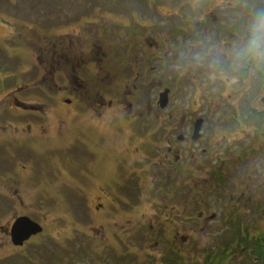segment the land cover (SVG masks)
Listing matches in <instances>:
<instances>
[{
	"label": "rangeland",
	"instance_id": "rangeland-1",
	"mask_svg": "<svg viewBox=\"0 0 264 264\" xmlns=\"http://www.w3.org/2000/svg\"><path fill=\"white\" fill-rule=\"evenodd\" d=\"M123 3L128 8V16L118 9ZM117 4L120 6L116 8ZM247 4L248 8L245 9L235 4L234 0H0V224L15 214L14 206L20 209V214L29 211L35 216L42 213V217H45L42 234L21 247L13 246L10 235L0 230V264H264L261 245L255 242L249 244V254L244 252L248 251L247 247L241 249L245 244L237 245V249H231L234 244H230L228 250L221 249L224 239H219V235L227 230L217 231L218 217L226 210L231 211L237 198L231 203V199L225 197L224 207L218 202V197L212 196L215 191L210 189V196H206L209 202L205 214H214V219L213 216L211 219L208 217V222L204 223L205 229L201 231L203 223L192 221L195 219L191 217L192 210L197 211L194 213L196 217L201 208L195 203L189 207L182 204L189 193L188 187L184 185L186 178H178L172 182L175 193L177 192L174 199H179L181 203L171 201L175 214L169 241L163 239L162 244L154 243L156 235L149 225L156 223L155 219L163 209L157 210L153 201L150 203L148 192L145 215L130 218V222L123 223L122 220L118 226L111 224L108 210L113 207L108 201H113L121 193L119 182L128 180L132 186V182L138 180L137 175L140 174L144 184L142 175H145L139 170L140 167L147 166L142 164V152L148 146L146 144L142 151L134 134L138 139L141 135L142 142L150 141L152 135L154 143L149 145V152L153 150V153L150 152L149 157L152 158L153 154V157L158 158L159 169L162 170L163 164L165 165V159L157 155L164 148H160L162 145L158 147L156 142L162 140L163 129L172 122L168 121L171 112L164 110L163 115L155 122L152 102L145 95L150 92L147 85L144 96L142 94L140 98L142 105L133 104V109H140L144 117L149 114V120H152L150 122L143 118L142 130L140 125L138 130H134L137 111L129 113L128 117V105L118 91L109 95L113 99L112 106L106 110L102 108L104 112L101 118L93 121L87 116L88 126L77 122L75 111L68 109L60 99L64 90L70 92L74 87L71 82L73 76L85 79L87 87L95 82L94 74L88 68L82 66L83 69L75 67L73 70L71 68L74 66H66L65 55L60 58L64 51H73L80 40H92L89 51H77L78 55L87 58L95 56L93 42L97 38L106 37L107 41L109 26L115 33L124 30L128 33L125 40L133 43V38L139 39L141 35H151L157 39L161 34L162 38L164 35L169 37L171 46L177 43V54L166 56L165 59L169 61L161 64L163 71H166L167 84L172 73L177 72L179 78L167 108L187 109L189 112L210 111V115L206 114L208 123L202 143L213 151L227 147L228 154L225 156L230 158L228 162H235L237 165L228 164L226 171L222 170L230 178L226 190L235 181L243 182L250 190L253 205L255 199L264 195V187L258 186L262 180L256 178L259 169L255 163L257 159L264 161V156L248 160L244 150L247 146H252L255 148L254 153L260 154V148L264 155V73L246 76L236 84L212 82L203 75L202 70L186 69L180 60L183 53L201 47L214 45L227 50L246 26L251 10L264 8V0H247ZM137 22L141 23L139 28L134 26ZM122 23H126L128 27L120 25ZM159 31L161 33L156 35L155 32ZM125 47L130 48L132 45ZM110 48L114 53H110L111 60H118V47L113 45ZM145 48L148 51L144 50L148 54L146 58L151 64H159L152 55L157 54L153 45L151 48L146 45ZM129 53L130 49L126 59L131 64L135 62V56L140 57L141 54L139 50L130 55ZM122 71V68H115L110 73L114 75ZM123 74L127 75L126 70ZM18 81L20 86L12 92L19 85ZM12 101H23L26 106L41 107V110L36 112L34 108L15 107L11 105ZM247 107L249 110L246 111ZM233 108L237 113L242 114L244 111L243 115H247L241 123L240 115L234 117L238 119L236 122L228 117V114L235 112ZM189 112L186 111L187 116H190ZM224 117L227 122H222ZM260 121L263 122L262 127H259ZM28 125L37 129L36 133L26 136ZM85 129L87 138H79L76 131ZM58 130L62 134L54 133ZM43 131H46L45 147L38 144L40 139H34L39 134L43 135ZM60 135L64 137L58 139ZM55 141L58 142L54 144ZM39 145L42 146L38 149L42 155L37 148L33 149ZM216 146L218 149H215ZM200 149L201 145H198L197 151ZM43 150L45 163L48 162L45 164V174L47 170L53 169L55 174L48 178L46 176L45 184L41 182V186V180L38 179L44 161ZM82 152L94 154L95 177L87 169L84 171L85 179L75 177L74 165L67 167L69 174L61 175L60 168L65 170L63 165L66 164L63 161L68 159L72 162ZM110 152L120 155L118 165L115 161L111 162L113 159ZM47 153L51 158L47 157ZM210 155L207 153L203 157L209 158ZM203 161L205 160L200 159L198 162L201 164ZM22 166L25 167L21 168ZM16 168L18 175L15 173ZM252 172V181H249L248 175ZM191 176L198 180L201 189V178L206 177L201 171V165L193 169ZM41 187L45 188V196L42 195ZM102 188L106 192L101 195ZM106 193L108 197H105ZM17 196L23 198L25 205L16 204ZM95 196L100 197L103 209L95 208ZM144 197L142 194V198ZM248 197L239 198V204L244 203L241 208L247 214L243 216L244 220L248 216L253 220L254 215L248 212L249 204L246 203ZM158 198L164 200L162 196ZM43 200L45 205H40ZM123 224L125 226L121 227ZM100 227L103 235L111 231V235L120 232L121 238L100 241L96 237ZM260 231L264 236V228ZM235 232L231 231L233 234ZM235 250L237 255L233 254ZM209 254L211 257L206 259Z\"/></svg>",
	"mask_w": 264,
	"mask_h": 264
},
{
	"label": "flooded vegetation",
	"instance_id": "flooded-vegetation-1",
	"mask_svg": "<svg viewBox=\"0 0 264 264\" xmlns=\"http://www.w3.org/2000/svg\"><path fill=\"white\" fill-rule=\"evenodd\" d=\"M119 4L116 5V8ZM120 6V5H119ZM122 12V14L128 16V8L125 7V3L121 4V6L118 8ZM90 13H93L91 11ZM95 13V12H94ZM94 15H97L96 13ZM235 15V14H234ZM248 21V18H247ZM108 25V24H107ZM106 25V26H107ZM123 27H128L126 23L120 24ZM136 27H140L141 23L137 22L134 24ZM109 31L107 34V41L106 37L101 39L97 38L95 42H93V52L95 53L94 57H84L77 54V51H82L83 49L86 50L90 49L91 47V39L86 40L82 42L80 40L77 42V45L74 46L73 51H64L60 54V58L64 57V55L67 57L65 60L66 66H74L71 69L74 70L75 67L82 68L86 67L90 70L92 74H94L95 82L92 84V86L87 87V81L85 79H82L78 76H73L72 83L74 84V87L68 91H63V95L60 98L61 102L68 106V109L72 108V111H75L76 118L78 119L77 122H80L81 124L87 125V116H89V119H92L93 121H96L97 119L101 118L103 115L104 110L110 109L112 106L113 99H110L109 95L113 91H118L119 95L122 96V99L125 103L128 105L127 114L129 117V113H133L137 111L136 119L134 118V130L139 128L138 125L141 126V130L143 128V121L142 119L145 118L147 120L151 119L150 115L143 116L142 113H140V109L136 110L133 109V104L137 103L138 105H142V100L140 99L143 92L146 91L145 86L147 85L148 89H150L149 93H145L146 96H148V99L152 102V108L154 113L155 122L158 121V117L163 115L162 113L166 111H169L170 115L169 120H172V122L167 125L166 128H164V135H161L162 140L157 141L156 143L159 144L158 147L164 148L163 151H158L157 155L159 157H163L165 159V165L163 164V169H159L158 161L155 157L152 158L149 157L150 152L153 153V150H150L149 152V145L154 143V139L152 138L148 142H142L141 135L140 139L136 138L134 134L135 141H137L140 146L142 147V151L145 149V145L147 144V149L144 150L142 153L144 154L143 162L142 164H146V167H140V172H142L145 176L142 175V179L144 181V184L141 181L140 174L137 175L138 180L132 182V186L129 185L128 180H122V182H119L120 191L121 193L116 196V198L113 201H108L109 205L113 207L112 209L108 210V215L111 218V224H116L118 226L119 222L123 220V223L125 221L130 222V218L140 217L145 215L144 211L147 207V198L146 194L149 193L148 197H150V203L152 202L154 207L158 209H163L162 212L158 213L157 219H155V222L151 223L149 225V228H152V232L154 233L155 238V244H162L163 239H166V241H169L171 239V229L173 227L174 221H173V214H175L174 207L171 204V201L174 200L176 203H181L179 199H174L175 193V186L172 185V182L175 181L178 178H186L184 185H186L189 191L188 195L185 196L184 206H192L194 203L196 206L200 207L201 210L199 211L198 215L195 217L194 213L197 211L192 210L191 211V217L194 218L197 223L200 224L203 223V226L201 227V231L205 229V224L207 223L209 218L211 219V216H213L212 219H214V214L211 216H207L205 214V208L207 206V200L206 196H210V189L215 191V193L212 195L214 197H218V202L220 204H223L224 207L226 205L224 204L225 197H229L231 199V203L234 201V198L236 199V205L233 207L231 211H225L223 214H220L218 217L217 224L219 225L217 231L225 230V229H238L239 232H241V237H235L234 240L230 241V243H237L241 242L244 244H260L264 245V236H262L260 233L261 229L264 228V195L262 197H259L255 199V203L251 205V193L250 190H248L247 185H243V182L237 183L236 181L232 184V186L226 190V186L228 182L230 181V178H228L227 173L222 172V170L226 171V165L228 164H236L235 162H228L230 158L228 156H225L227 152V147H223L218 150H211L209 146H205V144L202 143L203 137L205 136L206 127L208 120L206 118V114L208 113L210 115V111L206 110L204 111H192L189 112V110H181V109H168L167 106L169 105V99L172 97V91L178 81V73L173 74L169 76V84H167V79L165 76L166 71L164 70V67H162L163 64L169 61V59H165L166 56L171 55L172 53H175L174 56L177 54V43L172 44L171 46V39L168 40L169 37L164 35V38H162V34L159 37V39L155 38V36L151 35H141L140 38L137 39L136 37L133 42H128L125 40V36L128 35V33H125L124 30L116 32L113 31L110 26L108 27ZM161 32L158 33L155 32V34L159 35ZM130 35V34H129ZM136 36V34H134ZM139 35V34H138ZM137 35V36H138ZM154 37V38H153ZM118 47L117 54H118V60L112 61L111 60V54H114L110 47L112 46ZM128 45L130 48H126L125 46ZM148 46L149 48L152 47L155 50L157 54H152L154 57L157 58L159 61V64H151V61L147 59L148 56L147 53L144 52V50L147 51L145 46ZM133 53L137 50L141 52L140 57L142 56V59L140 57L135 56V62L131 64L129 60L126 59L127 52ZM148 52V51H147ZM78 55V56H77ZM128 55V56H129ZM151 56V57H153ZM164 57V58H163ZM115 68H122V73L114 74L111 72ZM83 69V68H82ZM187 69V68H186ZM126 70L127 75L125 76L123 72ZM64 73V72H63ZM73 71L71 72V74ZM129 73V74H128ZM122 74V76H121ZM8 76V75H7ZM18 86L14 87L12 92H15L17 88L20 86V82L18 81ZM150 84V85H149ZM152 86V87H151ZM145 89V90H144ZM167 92V103L166 106H161V96H163L164 92ZM108 92V93H107ZM9 93V92H7ZM144 96V94H143ZM229 97V96H228ZM107 98V99H106ZM129 98H132L130 101ZM16 99V98H15ZM14 99V100H15ZM17 100V99H16ZM168 104V105H167ZM11 105H14L15 107L19 108H34L36 112H39L41 110V107L36 108V106H26V103L23 101H15L11 103ZM248 106V105H247ZM155 107H158V109H155ZM104 108V110H102ZM235 112L228 114V117L234 120L236 122L237 120L234 117H238L240 115L242 118L240 119L243 121L247 115H243L244 111H242V114L237 113L236 109L233 108ZM245 110H249L248 107L245 108ZM68 111V110H66ZM71 111V110H70ZM186 111L190 113V116L186 115ZM253 111V110H252ZM139 112V113H138ZM204 112V113H203ZM62 116V112L60 114V119ZM68 113L66 112V117H68ZM152 122V120H149ZM165 121V120H164ZM63 122V121H62ZM222 122H227V118L224 117ZM262 122V121H261ZM259 122V123H261ZM154 123V122H153ZM239 123V124H240ZM132 125V126H133ZM152 125V124H151ZM199 125L198 132L194 133L195 127ZM88 126V125H87ZM263 126L262 124H259V127ZM26 128H29L28 133L32 134V132L36 133L37 129H33L30 125H28ZM40 128V127H37ZM152 128V126L150 127ZM24 130V129H23ZM30 130H32L30 132ZM86 129L84 131H76L78 133V137H85L86 135ZM44 132V131H43ZM46 132V131H45ZM45 132L43 135L39 134V137H36L34 139H40L38 140V144H42V146L45 145ZM65 134V131H63ZM74 132V135L77 136V133ZM85 135H83V133ZM56 135L58 133L62 134L61 130L54 132ZM165 133H168L166 135ZM33 135V134H32ZM63 136L57 137L63 138ZM196 137V138H195ZM166 138V139H165ZM57 139V140H58ZM58 142H53L54 144ZM33 144V145H38ZM198 145H201V149L198 152ZM221 146V143H219ZM39 145L38 147H34L33 149H41L42 147ZM45 147V146H44ZM154 148V147H153ZM222 149L226 150L225 152L222 151ZM157 151V150H156ZM258 151L260 154L255 152V148L252 146H247L244 150V153L247 155V159H255L257 156H264L262 154V151H260V148H258ZM40 154L42 155L41 150H38ZM211 154L209 158H204L203 156L205 154ZM234 153V152H232ZM215 154H218L215 157ZM44 155V161L42 165V169L40 171V184L42 186V183L45 184V178L47 176L50 177L51 175L55 174V170H47V174H45V151L43 150ZM111 155L113 161H115L116 165L120 162V155H114L112 152L109 153ZM39 157V155H38ZM47 157L51 158V156L47 153ZM149 157V159L145 162V160ZM237 157V156H234ZM94 154H89L87 152L80 153L79 157L74 159L72 162H70L68 159L66 161H63L66 163L65 170L64 168H60V174L66 175L69 174L67 171V167L70 165H74L75 174L77 178L83 180L86 177V174L84 171L86 169L92 174V177H95L93 174V171L95 170V160ZM110 158V157H109ZM115 158V159H114ZM106 159V158H105ZM205 160L199 164V160ZM88 162V163H86ZM145 162V163H144ZM127 164V161L125 162ZM257 165L256 168L259 169V173L257 175V179L262 180V182L258 185L260 187H264V161L256 160ZM130 164V163H129ZM211 164V167L209 168L208 165ZM197 165H201V171L206 174V177L203 176L201 178V189L198 180L194 179L191 176V173L193 169ZM237 165V164H236ZM236 165L234 166V169L236 168ZM33 166V165H32ZM25 166H22L23 168ZM31 167V166H30ZM113 167V166H112ZM32 168V167H31ZM28 168H26L25 171H27ZM118 169V168H117ZM120 170V169H118ZM33 172H36L37 170H32ZM14 172V170H13ZM18 168H16L15 173L18 175ZM118 172V171H117ZM248 175V180L252 181V175ZM237 177V175L235 176ZM52 179V178H51ZM42 182V183H41ZM156 186V190L153 188ZM40 188V187H36ZM132 190H129V189ZM264 190V188H263ZM101 195L103 192H106L103 188L100 189ZM42 195L45 196V188L41 187ZM142 194L145 196L142 198ZM162 196L164 197V200H160L158 197ZM249 196L246 199V203L248 205V212L251 213V215H254L253 220L252 217L248 216L243 218V216L247 215L245 213V210L241 209L244 206V203L242 205L239 204V198ZM105 197H108V194L106 193ZM192 197V198H187ZM198 197H201L199 199ZM206 197V199H205ZM99 196H95L94 198V206L97 210L99 208L103 209L102 202L99 200ZM103 198V197H102ZM196 198V200H195ZM20 196H17L16 198V204L19 205H25V203L22 200ZM195 200V201H194ZM206 200V201H205ZM155 203V204H154ZM45 205L44 200L41 201L40 205ZM146 204V205H145ZM233 206V205H232ZM204 208V209H202ZM15 214L8 218L2 225L0 224V230L5 231L9 234L11 225L13 224L14 220L17 219L20 216H27L33 221L37 222L43 227V231L45 229V217H42L41 215H34L29 211H26L24 214H20V209L16 206H14ZM33 215V216H32ZM164 220L162 221V219ZM182 220V219H181ZM213 220H210V222ZM252 221V222H251ZM259 225V226H258ZM125 224H123L124 227ZM156 227V232H154V228ZM255 230H257L255 232ZM42 231V232H43ZM237 232V231H236ZM112 231L109 232V234L103 235L102 227H100V230L97 231L96 237L100 239V241L106 242L110 240H116L121 238V233L116 232L113 235H111ZM257 236H256V234ZM40 233L39 235H41ZM38 236V235H36ZM30 237L29 240H32L34 237ZM187 236L190 239H193V237H190L188 234ZM222 235H219V239H222ZM249 254V251H247ZM120 255L117 256L119 258ZM114 258V257H113ZM119 260V259H116ZM114 260V261H116ZM123 259H121L122 261ZM115 263V262H114Z\"/></svg>",
	"mask_w": 264,
	"mask_h": 264
},
{
	"label": "clouds",
	"instance_id": "clouds-1",
	"mask_svg": "<svg viewBox=\"0 0 264 264\" xmlns=\"http://www.w3.org/2000/svg\"><path fill=\"white\" fill-rule=\"evenodd\" d=\"M247 9V0H234ZM186 68L202 70L212 82L236 84L242 78L264 73V8H254L246 26L227 50L216 46L201 47L183 53Z\"/></svg>",
	"mask_w": 264,
	"mask_h": 264
},
{
	"label": "water",
	"instance_id": "water-1",
	"mask_svg": "<svg viewBox=\"0 0 264 264\" xmlns=\"http://www.w3.org/2000/svg\"><path fill=\"white\" fill-rule=\"evenodd\" d=\"M167 93L161 96V106H164L167 102ZM199 125L196 127L195 133L198 131ZM41 227L29 219L28 217L21 216L13 223L10 236L11 242L15 246H21L24 241L28 240L31 236L41 232Z\"/></svg>",
	"mask_w": 264,
	"mask_h": 264
},
{
	"label": "trees",
	"instance_id": "trees-1",
	"mask_svg": "<svg viewBox=\"0 0 264 264\" xmlns=\"http://www.w3.org/2000/svg\"><path fill=\"white\" fill-rule=\"evenodd\" d=\"M221 235L223 237L222 239H224V241L220 245L221 249L228 250V246L231 244L230 241L234 240L236 236H235V234L231 233L230 230H227L226 232L223 231L221 233ZM226 235H228V238L226 237ZM237 243H238V241H237ZM260 250H261V253H262V248H260ZM211 254L207 255L206 259H209L211 257ZM216 255H218V254H216ZM213 258L215 259V256ZM261 258L263 259V262H264V252L262 253V257ZM213 263H215V262H212L211 264H213Z\"/></svg>",
	"mask_w": 264,
	"mask_h": 264
}]
</instances>
